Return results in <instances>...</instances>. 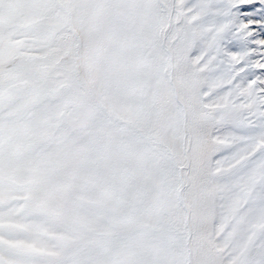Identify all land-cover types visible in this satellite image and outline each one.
Returning a JSON list of instances; mask_svg holds the SVG:
<instances>
[{
  "label": "snow or ice",
  "instance_id": "6c2138e0",
  "mask_svg": "<svg viewBox=\"0 0 264 264\" xmlns=\"http://www.w3.org/2000/svg\"><path fill=\"white\" fill-rule=\"evenodd\" d=\"M0 264H264V0H0Z\"/></svg>",
  "mask_w": 264,
  "mask_h": 264
}]
</instances>
